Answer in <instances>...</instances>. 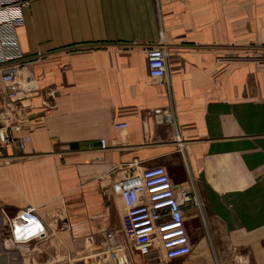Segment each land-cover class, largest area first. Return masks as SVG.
I'll return each mask as SVG.
<instances>
[{"label":"crops","instance_id":"crops-1","mask_svg":"<svg viewBox=\"0 0 264 264\" xmlns=\"http://www.w3.org/2000/svg\"><path fill=\"white\" fill-rule=\"evenodd\" d=\"M233 1L31 3L22 100L0 71V125L21 127L0 160V264H113L111 234L130 264H174L138 256L121 229L114 184L155 166L202 205L184 211L187 264H264V68L227 33ZM147 45L165 50L167 82L149 78ZM29 208L46 235L16 243L6 215Z\"/></svg>","mask_w":264,"mask_h":264},{"label":"built area","instance_id":"built-area-1","mask_svg":"<svg viewBox=\"0 0 264 264\" xmlns=\"http://www.w3.org/2000/svg\"><path fill=\"white\" fill-rule=\"evenodd\" d=\"M34 0H0V71L2 82L11 102H18L28 93V87L20 78L24 69V54L18 38V29L25 23L24 11ZM148 76L153 81L167 82L165 50L161 46L147 45L145 48ZM264 65V60L262 61ZM125 129V124L116 125ZM21 127L0 125V160L5 158L6 148L13 140V132ZM30 137L16 141L24 149ZM101 148H107L102 140ZM114 191L121 200L125 213L121 229L128 238L130 250L140 257L160 255L171 261L188 257L192 246L187 236L184 211L200 209L196 197L185 188L175 190L165 170L160 166L139 171L135 175L119 180ZM29 208L15 217L6 215L9 235L16 243H26L43 238L46 229ZM109 247V258L113 264H130L126 255L127 246L114 240Z\"/></svg>","mask_w":264,"mask_h":264},{"label":"rangeland","instance_id":"rangeland-1","mask_svg":"<svg viewBox=\"0 0 264 264\" xmlns=\"http://www.w3.org/2000/svg\"><path fill=\"white\" fill-rule=\"evenodd\" d=\"M239 4L241 5L240 18L232 20L234 16L229 17L227 22H230L229 28L231 29H228L227 33L230 32L229 36L235 37L237 44L241 45V59L243 61H247L258 68H264L262 64L264 60V0H241ZM233 5H235L233 0H226V7ZM229 52L227 51V54ZM189 193L197 198L191 191ZM191 256L175 261L174 264H187ZM198 256L202 260L203 255Z\"/></svg>","mask_w":264,"mask_h":264},{"label":"bare ground","instance_id":"bare-ground-1","mask_svg":"<svg viewBox=\"0 0 264 264\" xmlns=\"http://www.w3.org/2000/svg\"><path fill=\"white\" fill-rule=\"evenodd\" d=\"M23 76H25V74Z\"/></svg>","mask_w":264,"mask_h":264}]
</instances>
